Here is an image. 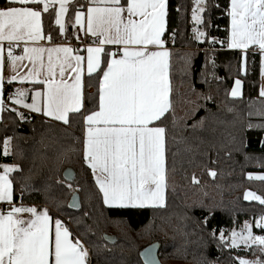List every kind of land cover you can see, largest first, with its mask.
Listing matches in <instances>:
<instances>
[{
  "label": "snow or ice",
  "instance_id": "1",
  "mask_svg": "<svg viewBox=\"0 0 264 264\" xmlns=\"http://www.w3.org/2000/svg\"><path fill=\"white\" fill-rule=\"evenodd\" d=\"M74 3L75 0H5L0 6V114L14 113L24 122L28 118L20 110L22 108L69 124L70 113L79 114L83 109L86 65L88 77L95 76L97 86L92 96L93 107L83 115L82 158L91 171L103 205L163 208L169 186V130L165 121L170 116L174 129L202 126L203 118L190 126L184 121L201 107L198 100L209 101L211 96L197 93L195 87L190 86L197 99L185 101L190 106L185 117L176 115L171 79L173 53L162 38L167 29L168 0H126V3L86 0V6L78 5L70 22L80 44H84L80 33L91 38L83 49L86 55L71 45H51V34L45 36L42 30V12L49 13L51 8L60 35L67 38L65 15ZM207 9L208 0H193L194 39L241 50V71L245 74L244 58L249 51L258 52L259 97L264 98V0H230L226 9L230 24L223 41L207 35L202 15ZM171 39L174 42L175 32ZM43 40L51 46L41 45L39 42ZM108 46L116 48L111 50ZM20 47L21 54H14ZM5 50L6 77L3 75ZM179 59L183 63L181 72L187 75L191 54L185 53ZM24 68L26 72L22 71ZM5 80L9 84L27 82L43 87L34 91L16 88L8 95L9 106L3 98ZM241 84L240 79L235 80L231 97L241 96ZM29 95L30 103L26 102ZM260 103L255 113L249 112L250 116L264 117V99ZM247 127L253 125L249 123ZM11 140L10 136L3 139L5 156L9 154ZM185 150L191 151L190 148ZM0 169V202L6 205L0 207V264H90V251L85 242L79 237L72 238L67 224L59 216L53 219L48 207L27 206L23 199L15 203L10 174L23 171L20 165L0 164ZM172 171L175 172V168ZM208 175L214 178L216 172L209 170ZM248 178L264 181V175L249 173ZM28 180L30 177H25V181ZM191 182L200 183L194 174ZM66 186L72 193L68 207L78 208L79 187L74 188L71 183ZM27 187L29 184L25 183L21 197ZM244 199L258 201L264 206V197L254 192L246 191ZM52 202L55 211L62 213V202L55 199ZM87 215L85 212L84 216ZM75 222L80 223L79 220ZM207 222L205 218V224ZM255 227L264 231V215L255 219ZM212 235L215 237V230ZM228 239L221 230L219 240L226 247L239 249L243 245L264 257V235L254 234L251 223L244 222L239 232L233 229L230 243ZM155 248L153 244L139 253L144 264H157ZM260 257L255 260L238 257L236 260L237 264H264V258Z\"/></svg>",
  "mask_w": 264,
  "mask_h": 264
},
{
  "label": "trees",
  "instance_id": "2",
  "mask_svg": "<svg viewBox=\"0 0 264 264\" xmlns=\"http://www.w3.org/2000/svg\"><path fill=\"white\" fill-rule=\"evenodd\" d=\"M4 2L0 0V6ZM229 2L208 0V9L202 15L209 37L220 41L227 37L230 18L226 9ZM80 4L86 5V0H80L77 5ZM76 7L69 15V34L73 30L70 18ZM192 7L193 0H168L165 39L175 32L171 47V79L176 115L185 117L190 108L185 101L197 99L190 86H194L197 93L211 96V100H198L201 107L184 121L190 126L203 118L202 126L174 129L170 116L165 121L169 130V186L165 207L110 208L103 205L91 171L82 158L83 115L93 107L92 96L97 86L95 76L86 78L84 111L71 114L69 124L25 112L28 119L24 122H20L14 113L5 111L2 114L0 164H18L23 169L10 174L15 203L19 204L23 199L28 206L48 207L53 219L59 216L69 220L70 225L65 223L73 237H79L89 248L91 264H143L140 250L155 242L162 244L159 255L163 264H237L238 257L249 260L260 257L258 251L230 249L219 240L221 230L229 238L233 229L242 228L246 221L254 223L264 215V206L244 199L246 191L264 197V181L248 178L249 173L264 174V117L249 115L261 107L260 102L264 99L259 97V58H248L245 74L241 71V52L219 43L196 41L192 33ZM42 17L46 33L62 42L52 9L49 13L42 12ZM185 53L191 54L187 75L181 72L183 63L179 59ZM211 54L214 63L210 61ZM236 79L243 84L240 98L230 96ZM15 89L14 85L6 86V105H9L8 91L14 92ZM249 123L253 127H247ZM6 136L12 137L11 153L7 156L3 154ZM173 153H176L175 157ZM67 168L77 173L72 186L79 187L82 201L79 212L68 208L72 193L62 179ZM209 170L216 172L214 178L208 175ZM193 174L199 184L191 182ZM25 177L30 180L25 181ZM57 180L63 183L58 184ZM25 183L29 187L24 188L21 197ZM53 199L62 202V213L55 211ZM85 212L87 216H84ZM205 218H208L207 224ZM254 228L256 234L264 235V231ZM104 234L116 236L118 243L108 245L103 240Z\"/></svg>",
  "mask_w": 264,
  "mask_h": 264
},
{
  "label": "crops",
  "instance_id": "3",
  "mask_svg": "<svg viewBox=\"0 0 264 264\" xmlns=\"http://www.w3.org/2000/svg\"><path fill=\"white\" fill-rule=\"evenodd\" d=\"M80 0H75V3L74 4H72L71 5V7H70V9H69V12L65 15V21H66V36H67V38H65V36H62V35H60V33H59V31H58V37L59 38H61L62 39V42H56V43H51V45H57V44H65V45H71L72 47H74V48H80L81 49V54L82 55H86V52H84L83 51V49L91 42V38L90 37H85L84 35H83V33H80L79 35H80V37H81V39H83L84 40V44H80L78 41H77V39H76V36L73 34L74 33V29L72 30V33L71 34H69L68 33V25H69V15H70V13H71V11H72V8L73 7H75V6H78L77 5V3L79 2ZM122 3H126V1L125 0H122ZM86 6V5H85ZM57 7H58V5H57ZM75 11V10H74ZM167 13H168V3H167ZM73 17H74V12H73ZM41 19H42V30H43V33L45 34V36H47L48 34L46 33V31L44 30V23H43V17H41ZM167 25H168V15H167ZM57 27H58V29H59V26L58 25H56ZM77 27H79V26H77ZM167 30V29H166ZM165 41H166V39H165V34H164V36L162 37ZM53 39V38H52ZM41 45H43V46H51V45H49L48 44V41L47 40H43V41H40L39 42ZM74 46H73V45ZM84 45H86L85 47H84ZM111 50H115V48H116V46H108ZM166 47L168 48V49H170L171 50V47H169L167 44H166ZM20 48H22V47H20ZM230 50H232V51H239V52H241L242 53V51L241 50H239V49H230ZM252 57V56H256V57H258L259 58V68H260V56H259V54H258V52L256 53V54H253L251 51H249L248 53H247V55H246V57L244 58V60H245V68H246V71H247V68H248V58L249 57ZM45 59H46V57H45ZM24 64H27L28 62L27 61H24L23 62ZM23 72H26L27 71V69L26 68H24L23 70H22ZM3 75H5V77L8 75V62H7V58H6V50H5V61H4V68H3ZM88 77V75H87V73H86V65H85V74H84V76H83V84H84V88H83V94H84V102H83V109H82V111H84V104H85V91H86V78ZM259 77H260V85H261V76H260V71H259ZM8 85H14L16 88H18V87H24V88H28V89H30V91H34V90H41L42 89V85H32V84H28L27 82L26 83H24L23 85H21V84H19V83H16V82H14V83H12V84H9L8 82H7V80H5L4 81V84H3V98H4V100H5V102H6V99H5V89H6V86H8ZM243 95V84H241V96ZM240 96V97H241ZM240 97H237V98H240ZM26 102H31V97H30V95H29V97L27 98V101ZM22 112H25V113H27V114H30V115H42V114H39V113H32V112H30L29 110H27V109H20ZM3 114V113H2ZM2 114H0V122H1V120H2ZM71 114H73V113H70V115ZM45 117V116H44ZM47 119H49L50 121H55V122H61V121H56V120H53V119H51V118H49V117H46ZM257 175H263V174H257ZM255 201V200H254ZM256 202H258V201H256ZM0 204L2 205L3 204V202H0ZM4 205V204H3ZM6 206V205H5ZM28 206V205H27ZM110 208H121V207H110ZM131 208V207H130ZM145 208V207H144ZM69 227V226H68ZM70 229V228H69ZM71 231V230H70ZM72 238H76L75 236L73 237L72 236ZM90 264H91V255H90Z\"/></svg>",
  "mask_w": 264,
  "mask_h": 264
},
{
  "label": "water",
  "instance_id": "4",
  "mask_svg": "<svg viewBox=\"0 0 264 264\" xmlns=\"http://www.w3.org/2000/svg\"><path fill=\"white\" fill-rule=\"evenodd\" d=\"M62 179H63V181L65 183H67V184L71 183L72 185H74L76 180H77V173H76V171L74 169L67 168L62 173ZM77 197H78L77 202L79 204V207L78 208H69L68 207L70 210L75 211V212H79L82 209V201H81V196H80L79 193H77ZM71 199H72V196H71L68 204L71 202ZM104 237H108L109 239H104ZM103 240L110 246H114V245H116L118 243V238L116 236H113V235L104 234L103 235ZM153 244L156 245V248L154 250V255L156 256L157 264H163L161 262L160 255H159L161 247H162V244L160 242H155ZM153 244H151V245H153ZM151 245H149V246H151ZM149 246H147V247H149ZM147 247H145V248H147ZM145 248L140 250V252H142ZM140 259H141L142 263L144 264L143 259L141 257H140Z\"/></svg>",
  "mask_w": 264,
  "mask_h": 264
},
{
  "label": "built area",
  "instance_id": "5",
  "mask_svg": "<svg viewBox=\"0 0 264 264\" xmlns=\"http://www.w3.org/2000/svg\"><path fill=\"white\" fill-rule=\"evenodd\" d=\"M57 41H55L54 39H52V41H51V43H56ZM166 44L169 46V47H172V45L174 44V42H173V40L171 39V36H169L168 37V39L166 40ZM73 45V44H72ZM74 46V45H73ZM86 45H84V47H85ZM21 52H22V48H16L15 50H14V54H16V55H19V54H21ZM10 93H12V91H8V95L10 94ZM0 207H6L5 205H1L0 204ZM66 224V223H65Z\"/></svg>",
  "mask_w": 264,
  "mask_h": 264
},
{
  "label": "rangeland",
  "instance_id": "6",
  "mask_svg": "<svg viewBox=\"0 0 264 264\" xmlns=\"http://www.w3.org/2000/svg\"><path fill=\"white\" fill-rule=\"evenodd\" d=\"M213 60H214V56H213V54H211L210 55V61L211 62H213ZM11 149H12V142H11V146H10V151H9V153H11ZM251 174H253V173H251ZM254 176L256 175V174H253ZM264 175V174H263ZM63 220V219H62ZM64 222H67L68 223V225H70L71 223H70V221L69 220H67V219H65V220H63ZM252 224V231H253V233L254 234H256V232L254 231L255 230V222L254 223H251ZM236 231H241V228L240 229H238V230H236ZM256 235H261V234H256ZM228 240H230V236H229V239ZM240 248H243V249H245L244 248V246L243 245H241V247ZM247 259V258H246Z\"/></svg>",
  "mask_w": 264,
  "mask_h": 264
}]
</instances>
